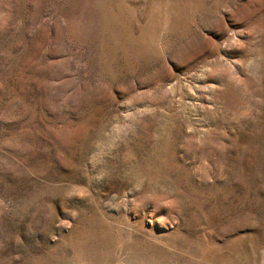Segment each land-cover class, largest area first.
Instances as JSON below:
<instances>
[{"label":"rangeland","instance_id":"rangeland-1","mask_svg":"<svg viewBox=\"0 0 264 264\" xmlns=\"http://www.w3.org/2000/svg\"><path fill=\"white\" fill-rule=\"evenodd\" d=\"M0 264H264V0H0Z\"/></svg>","mask_w":264,"mask_h":264}]
</instances>
